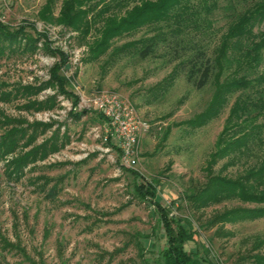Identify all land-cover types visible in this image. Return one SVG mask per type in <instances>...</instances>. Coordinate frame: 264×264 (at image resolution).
Masks as SVG:
<instances>
[{
    "label": "rangeland",
    "instance_id": "rangeland-1",
    "mask_svg": "<svg viewBox=\"0 0 264 264\" xmlns=\"http://www.w3.org/2000/svg\"><path fill=\"white\" fill-rule=\"evenodd\" d=\"M62 1L53 0L49 12L48 0H0L2 24L40 34L36 50H4L0 55V95L10 93L9 100L0 96V141L16 127L26 134L12 153L0 156V264H162L166 236L158 214L133 189L145 180L155 185V200L194 231L187 251L214 264H235L249 248L247 238L264 236V218L226 224L233 235L216 237L203 221L239 202L194 211L185 199L205 181L203 167L235 95L216 118L191 128L187 121L207 106L213 79L196 88L182 71L164 91L154 87L194 52L192 45L211 55L230 21L255 0H181L196 12L178 34L171 20L143 26L112 38L104 51L97 47L102 21L95 18L88 31L59 23ZM140 1L105 0L88 17L104 4L109 5L105 15H111L123 14ZM153 35L157 46L152 55L143 58L133 46L113 52L123 43ZM262 56L264 61V50ZM56 63L62 64L59 75L66 80L65 90L77 98L75 106L56 85L44 86ZM25 86L46 88L29 97L15 93ZM103 92L127 99L146 124L134 166L121 164L105 120L94 109L93 99ZM51 96L48 108L44 101ZM33 101L44 103L29 105ZM52 140L60 143L58 150L29 163L20 177H8L11 159Z\"/></svg>",
    "mask_w": 264,
    "mask_h": 264
},
{
    "label": "trees",
    "instance_id": "trees-1",
    "mask_svg": "<svg viewBox=\"0 0 264 264\" xmlns=\"http://www.w3.org/2000/svg\"><path fill=\"white\" fill-rule=\"evenodd\" d=\"M103 1L105 0H63L57 17L59 23L72 28L83 26L85 31H88L95 18L101 20V37L97 43L98 50L101 51H104L114 37L129 34L143 26L156 27L170 20L174 23L172 30L178 34L184 24L193 20L192 16L196 12L190 5H182L181 0H141L123 14L105 15L109 5L104 4L93 18H89L88 14ZM52 5L53 0H48L46 10L50 12ZM179 6L180 10L174 12ZM49 12L47 14L50 17L52 15ZM39 36L40 34L26 33L23 29L11 30L0 22V55L4 50L32 52L37 48ZM156 38L157 35H153L129 41L113 52L118 54L133 46L135 52L144 58L155 52ZM179 42L181 40H177L176 45ZM191 49L194 52L187 59L179 61L154 89L164 91L176 74L182 71H185L188 81L196 88H201L210 78L213 79L215 88L207 106L187 121L191 128L201 127L216 118L235 95L215 140L214 150L209 153L203 167L205 181L185 195L188 206L194 211L225 201L239 202V205L226 206L216 211L203 221L205 228L214 229L213 236L229 237L233 232L225 229L226 224L264 218V66L259 69L264 63V0H255L236 14L221 34L211 55L196 44ZM61 65L56 63L52 67L51 77L44 86L56 85L60 94L72 98V105L75 106L77 98L65 90L66 80L59 75ZM46 87L25 86L16 88L15 93L29 97ZM9 95L6 92L0 96L9 100ZM54 97L44 101L45 104L48 103L45 106L49 108ZM44 102L33 101L29 105H42ZM96 113L104 119L100 113ZM25 136L23 128L9 129L0 141V156L12 153L18 141ZM58 146L60 143L57 140L45 141L14 157L9 161L8 177H20L25 166L55 152ZM220 162V166L216 168ZM231 167L237 169L231 171ZM130 172L134 177L142 178L139 173ZM133 189L141 200L151 203L158 214V222L166 236V243L160 251L162 264H214L197 252L185 249V244L193 239L194 231L155 200L156 187L151 181L135 183ZM247 240L251 241L249 248L237 256L235 264H264V252L261 251L264 236H254Z\"/></svg>",
    "mask_w": 264,
    "mask_h": 264
},
{
    "label": "built area",
    "instance_id": "built-area-1",
    "mask_svg": "<svg viewBox=\"0 0 264 264\" xmlns=\"http://www.w3.org/2000/svg\"><path fill=\"white\" fill-rule=\"evenodd\" d=\"M93 106L104 117L108 138L114 142L121 164L134 166L138 138L146 127L134 105L115 92H103L93 99Z\"/></svg>",
    "mask_w": 264,
    "mask_h": 264
}]
</instances>
